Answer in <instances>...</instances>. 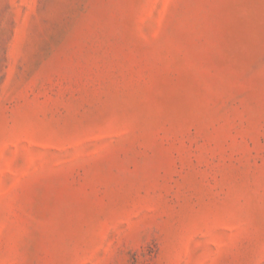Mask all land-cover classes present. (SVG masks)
<instances>
[{
    "label": "rangeland",
    "instance_id": "1",
    "mask_svg": "<svg viewBox=\"0 0 264 264\" xmlns=\"http://www.w3.org/2000/svg\"><path fill=\"white\" fill-rule=\"evenodd\" d=\"M0 264H264V0H0Z\"/></svg>",
    "mask_w": 264,
    "mask_h": 264
}]
</instances>
